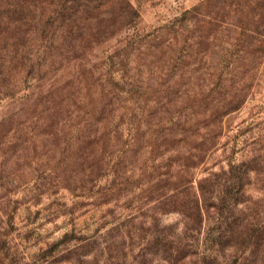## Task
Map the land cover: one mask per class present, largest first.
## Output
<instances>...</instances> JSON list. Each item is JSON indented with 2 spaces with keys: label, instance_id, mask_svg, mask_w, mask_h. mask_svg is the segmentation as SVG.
I'll return each instance as SVG.
<instances>
[{
  "label": "rangeland",
  "instance_id": "rangeland-1",
  "mask_svg": "<svg viewBox=\"0 0 264 264\" xmlns=\"http://www.w3.org/2000/svg\"><path fill=\"white\" fill-rule=\"evenodd\" d=\"M115 1L0 0V264H158L160 201L212 174L184 264H264L216 234L232 166L263 189L264 0Z\"/></svg>",
  "mask_w": 264,
  "mask_h": 264
},
{
  "label": "trees",
  "instance_id": "trees-1",
  "mask_svg": "<svg viewBox=\"0 0 264 264\" xmlns=\"http://www.w3.org/2000/svg\"><path fill=\"white\" fill-rule=\"evenodd\" d=\"M82 1H84L82 12L98 10L100 6L104 5L103 2H107V4L116 2L115 0ZM125 2L126 7L129 10L132 9V5L128 1ZM11 16L6 14L7 24L14 23L18 24L20 28H24L27 22H30L28 16L25 21L11 20ZM19 32L16 34L20 35ZM26 33V30L23 31V35ZM28 36L30 37L31 33ZM12 38L15 39V35ZM15 46L18 45L14 44L11 51L13 54H15ZM30 48L31 45L26 43L25 46L19 45L17 50L19 52L24 49V56L28 57ZM8 57H10V53H8ZM5 62L10 63V60H4L2 63L5 64ZM254 160L256 158L246 166L234 165L228 170L229 175H231L232 186L227 195L220 199V203L218 202L220 214L217 224L218 230L216 231L221 250L228 251L236 260L245 254L244 260L248 262H254L258 259L264 260V184H262L263 189L256 196L250 195L247 189L251 180L254 177L257 178L258 173L261 174L257 170ZM212 175L199 178L196 182V189L193 190L192 186L185 185L160 201L159 206H161L159 208H162V205H168L167 208L177 210L180 213L181 219L179 221L184 224V228L177 229L176 225L179 222H176L174 226H171V229H159L155 238L146 241L144 247L146 254L157 257L158 264H184L187 258L197 257L198 251L188 241L186 234L187 229L200 226L205 212L210 210L206 203L208 193L215 186V179ZM156 208H158L157 205L152 208V214L158 215L156 214L158 212L155 211ZM154 221L152 222L154 223ZM208 263L209 260L204 261V264Z\"/></svg>",
  "mask_w": 264,
  "mask_h": 264
}]
</instances>
